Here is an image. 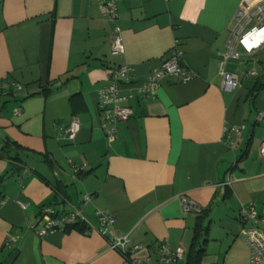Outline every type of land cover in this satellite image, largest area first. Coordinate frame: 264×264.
Segmentation results:
<instances>
[{
    "label": "crops",
    "instance_id": "obj_1",
    "mask_svg": "<svg viewBox=\"0 0 264 264\" xmlns=\"http://www.w3.org/2000/svg\"><path fill=\"white\" fill-rule=\"evenodd\" d=\"M261 1L115 0L112 21L97 0H0V85L23 86L0 95V264H122L97 232L96 210L115 218L129 247L141 246L136 256L186 264L198 211H182L185 196L199 209L212 204L201 264H249L240 235L251 223L239 209H264V87L252 96L256 79L238 65L226 70L239 85L223 90L218 63L237 11ZM116 25L121 54L111 50ZM173 49L191 78L166 77L145 96L150 73ZM122 64L133 70L120 84L133 115L108 145L98 90ZM73 118L80 130L69 140ZM233 126L243 127L234 150L225 133ZM44 205L79 208L85 221L38 236L29 226ZM162 241L185 256L159 262Z\"/></svg>",
    "mask_w": 264,
    "mask_h": 264
},
{
    "label": "built area",
    "instance_id": "obj_2",
    "mask_svg": "<svg viewBox=\"0 0 264 264\" xmlns=\"http://www.w3.org/2000/svg\"><path fill=\"white\" fill-rule=\"evenodd\" d=\"M100 10L104 16L114 21L118 17V10L115 0H97ZM254 23V24H253ZM264 48V0L252 8H241L235 14L231 23L226 42V49L220 53L218 72L221 76V87L225 91H232L240 83V77L226 70L229 60L240 61L242 52L244 55L252 56L260 49ZM111 50L113 54H121L123 51L122 38L119 26H115L111 39ZM180 53L173 49L163 60L159 68L152 70L147 82L142 87L145 96H154L156 88L161 80L170 76H179L183 81L191 77L179 64ZM241 65V64H240ZM259 69L254 64L250 69L243 71L241 76L255 78ZM133 70L128 64L116 67L111 74V81L98 90V109L102 114L101 128L105 132L108 145L115 139L117 124L127 120L133 115V110L124 104L126 97L121 94L120 84L133 80ZM23 90V86L15 81L5 80L0 85V95L6 96L14 92ZM20 108L14 109V114H19ZM258 120L264 121V111L258 113ZM80 130V123L73 118L65 129L66 137L74 140ZM226 140L231 149L236 148V138L243 134L242 126H233L225 129ZM260 155L264 157V139H262L259 149ZM81 168H73L78 172ZM230 180L224 185H229ZM91 200L89 194L83 196V202ZM2 199L0 198V204ZM181 208L184 213L192 209L199 211L194 200L182 197ZM99 225L97 232L106 239L109 249L118 251L122 256V264H150L148 258H141L135 255L141 246L129 247V236L116 233L114 230L115 218L104 211H95ZM239 215L244 221H250L251 225L241 231L240 237L249 249V264H264V209L260 213L256 211L253 203L242 206ZM79 208H73L69 212L56 211L52 205H44L39 213L36 223L29 228L38 236H44L56 231H65L68 227L84 222ZM185 256V249L182 246L172 248L168 242L162 241L158 248L159 262H175Z\"/></svg>",
    "mask_w": 264,
    "mask_h": 264
},
{
    "label": "trees",
    "instance_id": "obj_3",
    "mask_svg": "<svg viewBox=\"0 0 264 264\" xmlns=\"http://www.w3.org/2000/svg\"><path fill=\"white\" fill-rule=\"evenodd\" d=\"M258 52L256 54H258ZM254 55L245 59L248 67L247 69H244V71L250 69L254 64L258 68V63L261 62L259 59L257 60L253 58ZM255 79L256 80L250 90V94L252 96L255 95L256 92L259 91L262 87H264V75L260 76V74L258 73ZM244 155L245 154L239 156V158L241 159L242 157H244ZM211 208L212 204L208 207L200 208L198 211V215L195 219V225L193 228V238L189 246L188 253L186 255V264H201V260L205 254V245L208 241V229Z\"/></svg>",
    "mask_w": 264,
    "mask_h": 264
},
{
    "label": "rangeland",
    "instance_id": "obj_4",
    "mask_svg": "<svg viewBox=\"0 0 264 264\" xmlns=\"http://www.w3.org/2000/svg\"><path fill=\"white\" fill-rule=\"evenodd\" d=\"M254 24V23H253ZM242 55V58L240 59V61H235V60H229L226 66V69H230V70H236V68L238 67V65H240L242 63V67L244 69H247V63L246 60L247 58H249L247 55H244L242 52H240ZM253 58L255 59H259L261 63H258V68L260 71H264V48L260 49L258 54L254 55ZM240 63V64H238ZM239 68H237L238 70ZM264 74V73H262ZM261 76V75H260ZM254 79V78H253Z\"/></svg>",
    "mask_w": 264,
    "mask_h": 264
}]
</instances>
